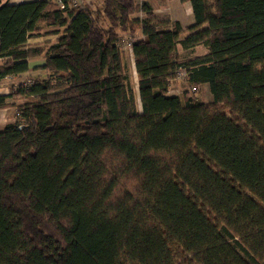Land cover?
Wrapping results in <instances>:
<instances>
[{
  "label": "trees",
  "instance_id": "16d2710c",
  "mask_svg": "<svg viewBox=\"0 0 264 264\" xmlns=\"http://www.w3.org/2000/svg\"><path fill=\"white\" fill-rule=\"evenodd\" d=\"M178 1L183 38L146 0H0V81L47 73L0 95V264H264V0Z\"/></svg>",
  "mask_w": 264,
  "mask_h": 264
},
{
  "label": "rangeland",
  "instance_id": "374dc122",
  "mask_svg": "<svg viewBox=\"0 0 264 264\" xmlns=\"http://www.w3.org/2000/svg\"><path fill=\"white\" fill-rule=\"evenodd\" d=\"M98 4L99 0H90V3ZM210 2L213 0H209ZM159 6L160 4H156V6ZM162 5H160L161 7ZM163 6L162 8H164ZM168 8V7H167ZM169 9V8H168ZM170 10V9H169ZM185 14V11H184ZM183 16V15H182ZM55 30L53 28H45L43 30V34L49 31ZM58 35L56 36H44V35H38L36 38L31 39L29 41V44L32 46H47L49 43L54 42V40L57 38ZM128 50V49H127ZM127 52V51H126ZM202 50L198 49L197 53H201ZM128 59V57H125ZM43 61L41 58H38L30 63L31 67L37 66L42 64ZM130 62L127 60V67H128V72L130 75V82L132 88L135 90L137 94V86H136V80L135 77L132 75V70L130 68ZM47 76V73L43 70H33L30 71L29 73L20 75V76H15V77H8L2 81H0V95H8L16 91V89L20 85H30L34 84L36 82H41L43 81ZM191 85L188 84V82L185 79L182 80H175L170 84V90L169 95H182L183 93H186L187 96L193 97L199 102L202 103H209L212 101V97L208 91L207 85L202 87L200 89L197 87V90L195 92L191 91ZM13 102L16 105H22L23 103L26 102V99L16 97L13 99ZM138 109H140L139 102H138ZM16 120V109L9 107L6 109L0 110V130L8 123H13Z\"/></svg>",
  "mask_w": 264,
  "mask_h": 264
},
{
  "label": "crops",
  "instance_id": "0c3cea01",
  "mask_svg": "<svg viewBox=\"0 0 264 264\" xmlns=\"http://www.w3.org/2000/svg\"><path fill=\"white\" fill-rule=\"evenodd\" d=\"M23 1H27V0H3V2H6L8 4H18L20 2ZM150 6L153 8L154 13L157 15H169L173 20L177 21L180 23V25L182 26L184 33L182 34L181 38H183L186 34L187 31L186 29L188 27H190L191 25H193V18H192V11L191 8L189 6V4H181L178 0H146ZM156 4H160L162 5L160 7V5L156 6ZM163 6H165L164 8H162ZM170 9H168V8ZM185 11V14H184ZM183 15V16H182ZM198 49H201L202 52L201 53H197ZM126 52V57H128V59L126 58V61L129 60L130 64V68L132 70V75L135 77L136 80V72H135V68H134V64H133V56H132V52L131 49H125ZM179 53L181 56L183 57H187L190 55H203L206 53V49L204 47H196L191 51H183V50H179ZM137 82V80H136ZM205 85H201L199 86L200 89H202V87H204ZM171 92V90L169 91Z\"/></svg>",
  "mask_w": 264,
  "mask_h": 264
},
{
  "label": "built area",
  "instance_id": "2783aa9c",
  "mask_svg": "<svg viewBox=\"0 0 264 264\" xmlns=\"http://www.w3.org/2000/svg\"><path fill=\"white\" fill-rule=\"evenodd\" d=\"M53 3L59 10H64L66 8H78L82 9L87 6H91L90 0H53ZM131 40H127L125 42V46L127 48H130ZM186 77V71L184 69H179L175 73V79L174 80H182ZM197 90L196 87H191V91L195 92Z\"/></svg>",
  "mask_w": 264,
  "mask_h": 264
}]
</instances>
